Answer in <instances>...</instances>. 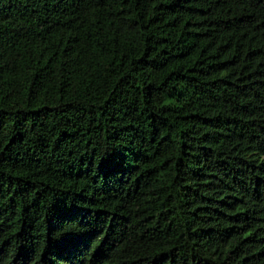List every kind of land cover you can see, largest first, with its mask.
I'll list each match as a JSON object with an SVG mask.
<instances>
[{"label":"trees","instance_id":"trees-1","mask_svg":"<svg viewBox=\"0 0 264 264\" xmlns=\"http://www.w3.org/2000/svg\"><path fill=\"white\" fill-rule=\"evenodd\" d=\"M0 264H264V0H0Z\"/></svg>","mask_w":264,"mask_h":264}]
</instances>
